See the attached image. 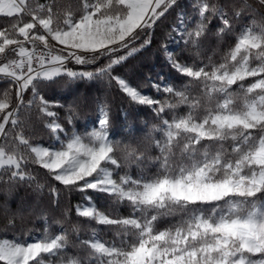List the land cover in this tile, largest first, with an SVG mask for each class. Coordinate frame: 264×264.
<instances>
[{"label":"snow or ice","instance_id":"obj_1","mask_svg":"<svg viewBox=\"0 0 264 264\" xmlns=\"http://www.w3.org/2000/svg\"><path fill=\"white\" fill-rule=\"evenodd\" d=\"M179 7V0H0V16L15 18L0 29V82L7 84L0 184L47 189L57 206L63 193H76V215L97 225L75 245L70 233L78 238L79 225L56 220L53 232L42 213L43 230L31 239L0 238V264H264V0L241 7L190 0L177 12L167 39L196 59L182 61L164 45L184 82L149 77L146 86L164 97L157 99L117 68ZM213 40L211 55L201 58ZM58 79L115 83L159 122L142 146L123 143L111 134L110 105L98 101L95 122L69 132L55 111L65 105L42 92ZM66 111L72 124L77 110ZM33 113L51 136L48 146L33 142ZM32 166L53 183H41ZM94 194L129 214L100 210ZM26 211L33 210L18 208L8 224ZM100 227L113 238L102 239Z\"/></svg>","mask_w":264,"mask_h":264},{"label":"trees","instance_id":"obj_2","mask_svg":"<svg viewBox=\"0 0 264 264\" xmlns=\"http://www.w3.org/2000/svg\"><path fill=\"white\" fill-rule=\"evenodd\" d=\"M62 2H67V0H62ZM71 2L75 4L76 0H71ZM218 2L226 6L235 4L237 7H241L244 0H218ZM247 2L252 6H256L257 4V0H247ZM189 4L190 0H179L180 7L170 11L155 27L151 36V43L117 68V72L121 76L130 81L134 86L140 87L141 91L145 94L151 95L154 98L163 99L164 97L162 94L156 93L152 87L146 86L149 83V77L153 81L163 76L170 83L181 84L184 82L183 78L178 77V74L170 68L166 60L164 45H168V50L173 52L182 61L191 63L192 60L196 59L191 49L185 50L182 45L178 47L175 44L169 43L167 39L170 25L175 22L176 13L188 9ZM256 18L259 21L260 17L257 16ZM245 19L248 18L246 17ZM14 21L15 18L0 16V29L10 27ZM210 27L215 31L218 23L213 21ZM214 46V40L210 46L206 45L207 50L202 53L201 58L211 55V47ZM6 86V83L0 82V91ZM42 92L47 98L58 100L65 105L64 108H57L55 111L59 113L60 123L69 132L75 127L77 131L83 133L95 122L98 101H107L110 105L111 134L114 139H118L123 143L142 146L146 143L145 138L151 127L159 122L150 108L130 102L118 90L115 83L109 85L106 80H82L67 83L66 80L58 79L54 83L42 85ZM69 105H73L77 110L72 124H68L65 119V116L68 114L66 109ZM31 123L33 126V142L49 145L52 142L51 136L44 129L42 120L37 119L35 113L32 114ZM152 154L155 155V151ZM32 170L38 175L41 183L49 185L53 183L44 170L39 169L37 166H32ZM132 174H136L135 168L132 169ZM93 199L97 207L102 211L116 215L129 214L127 207L113 205L110 199L103 194H94ZM78 202H80L78 194L63 193L57 206L52 203L47 189L43 192H36L27 185L13 186L0 184V238H15L23 236L26 233L31 234L29 237L37 235L44 227L43 220L40 219L43 213L47 215L53 232L60 230L59 226L54 224L56 220L65 221V227H70L72 224L79 225L81 231L78 238L76 234L70 233V240L73 244L78 245L79 240L88 239L90 230L97 227L94 222L76 215L74 205ZM20 207L26 210L32 209L33 211L31 214H28L26 211L23 218L17 217L14 219L13 224H8L9 216L16 213ZM66 210L68 211L67 219L64 216ZM99 231L102 239L108 241L113 238V233L108 229L100 227Z\"/></svg>","mask_w":264,"mask_h":264},{"label":"rangeland","instance_id":"obj_3","mask_svg":"<svg viewBox=\"0 0 264 264\" xmlns=\"http://www.w3.org/2000/svg\"><path fill=\"white\" fill-rule=\"evenodd\" d=\"M45 146H48V145H45ZM32 237V236H31ZM31 237H28L29 239H31ZM7 239H13V238H7Z\"/></svg>","mask_w":264,"mask_h":264}]
</instances>
